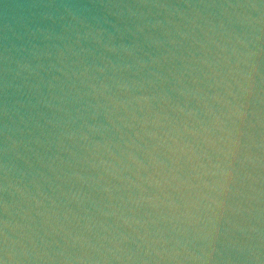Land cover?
<instances>
[{
  "label": "water",
  "instance_id": "95a60500",
  "mask_svg": "<svg viewBox=\"0 0 264 264\" xmlns=\"http://www.w3.org/2000/svg\"><path fill=\"white\" fill-rule=\"evenodd\" d=\"M38 2L40 0H0V30L6 9L10 15L17 17L31 15L40 10L22 7ZM95 2L180 5L179 11L190 13L187 4L202 0ZM231 2L241 3L244 7L235 10L240 13L239 18L229 25L235 29L234 47L231 48L232 75L215 99L198 92L185 97L179 90L184 85L177 77L183 79L181 73L184 76L191 73L193 78L201 75L204 80L201 87L209 94L214 93L215 89L208 87L214 81L204 78L199 69L203 67L211 75L212 69L205 61L210 63L212 57L222 60V54L218 55L212 46L178 35L177 24L181 31H191L190 27H184L185 22L179 14L172 16L169 9L155 7L94 9V15L101 23H94L92 32L100 37V42L89 36L76 47L77 50H88L81 52V56L89 63L94 62L106 69L95 74L120 97L115 101L113 120L122 131L109 123L103 114L104 109L100 110L96 119H92L91 112L86 110L89 122L99 127L98 132L89 133L93 138L90 152L69 140L59 148L53 143L51 146L33 144L34 151L30 152L22 149L28 161L17 159L15 163L27 175L21 180L20 173H15L16 182L28 184L32 193L38 195L36 185L32 183L35 179L56 203L53 205L51 200L39 195L38 198L44 200L42 205H37L35 201L29 203L18 193L13 195L14 188L10 189L7 198L9 204L15 206L10 208L9 219L13 223L19 222L21 227L31 225L48 241L50 251L62 250L65 237L75 240L77 248L69 247L73 255L81 254L79 249L89 250L90 245L104 243L113 247L111 238L121 233L128 237V246L135 248L132 241L151 230L152 221L161 211H182L193 200L202 204L201 226L218 229L221 241L225 239L223 232L228 222L243 223V218L248 217L245 208L253 207L252 215L264 220V195L259 203L251 199L257 195L252 191V185L264 189V168H255L254 160L241 167L237 159H243L247 154L248 149L244 145L252 143L241 135L242 132H254L258 142L264 136V127L249 129L244 123L248 119L255 123V118L250 111L245 115V110L252 107L249 103L252 97L239 86L243 83L247 87L246 78L251 76L264 88V8L253 7L260 0ZM171 11L176 12L177 9ZM246 13H251V16ZM157 22L162 23L157 27L151 26ZM65 42L59 39L46 42L43 51H51L52 57L44 55L39 60H33L34 65L43 63L44 68L40 69L39 75H33L30 82L40 83L45 95L49 92L47 82L51 80L59 84L53 77H62L61 73L46 69L52 63H59L55 59L58 54L56 45L63 47ZM125 46L134 50L125 52ZM110 47H116L118 51H110ZM253 64L258 73L249 71ZM113 65H116L115 70ZM161 76L167 79H161ZM117 82L127 83L128 88H118ZM184 83H189V80L185 79ZM87 99L96 103L92 97ZM260 107L264 108V104ZM40 111L46 117L54 115L51 108L42 106ZM216 112H220V118L216 117ZM199 120L205 123L211 120V129L201 127ZM41 123H45L44 118H41ZM44 131L55 134L58 129L49 125ZM36 134L41 135L39 131ZM41 138L53 140L54 135H43ZM237 139L240 143L236 142ZM84 143L80 141V145ZM251 151L264 155V147L253 146ZM129 152L130 157L127 155ZM250 172L252 175H249ZM256 175L261 177L260 183H255ZM3 196L4 193L0 192V200ZM2 216L3 209L0 207V220ZM103 237H109V240L104 241ZM202 237L203 234H200V238L195 235L192 238V244L197 249L208 242ZM213 246L220 245L214 243ZM56 264H62V261L58 259ZM112 264L120 262L113 261Z\"/></svg>",
  "mask_w": 264,
  "mask_h": 264
},
{
  "label": "clouds",
  "instance_id": "9594fccd",
  "mask_svg": "<svg viewBox=\"0 0 264 264\" xmlns=\"http://www.w3.org/2000/svg\"><path fill=\"white\" fill-rule=\"evenodd\" d=\"M98 7L106 9L126 7L129 10L145 7L169 9L170 15L179 14L185 22L184 27L191 29L190 32L181 31L180 25L177 24V33L180 37L197 39L204 45L212 46L218 55L222 54V60L212 57L210 63L205 61L208 68L212 69L211 75L205 68L199 69V73H202L204 78L214 81L208 87L214 88L215 92L209 94L201 87L204 83L201 75L193 78L191 73L186 76L181 73L183 79L177 77V80L184 85L179 90L185 97L198 92L202 96H211L215 99L220 89L228 84V77L232 75L231 48L234 47L235 29L230 28L229 25L234 24L235 19L239 18L240 13L235 10L243 8L244 5L233 3L231 0L228 2L202 0L199 3H188L187 9L191 10L190 13L179 11L180 5L111 2L97 4L95 0L90 2L40 0L38 3L22 7L39 9L38 13L20 17L10 15L6 9L3 27L0 30V96H2L0 192L4 193L0 200V207L3 209L2 220H0V264H56L58 259L62 261V264H112L113 261H119L120 264H264V220L252 215L254 209L251 206L244 209V212H248L249 215L243 218V223L228 222L223 232L225 237L223 241L217 234L218 229L201 226L202 204L193 200L182 211H161L157 219L152 221L151 230L132 241L135 248L128 246V237L121 233L118 237L111 238L110 243L113 247H108L104 243L90 245L89 250L79 249L81 254L77 255L69 251V247L77 248L75 240L65 237L62 250L50 251L48 241L31 225L21 227L19 222L13 223L9 219L10 208L15 206L10 205L7 198L10 189L14 188L15 192L12 194L18 193L29 203L35 201L37 205H42L44 200L39 199L38 195L51 200L53 205L56 203L55 199L48 196L43 191L42 185L37 184L35 179L32 183L36 185L38 195L32 193L28 184L16 182L15 173H20L21 180L27 175L20 171L15 163L17 159L28 161V158L22 154V149L30 152L34 151L31 147L33 144L51 146L53 143L59 148L65 144L66 140H69L90 152L89 145L93 142V138L89 133L98 132L99 127L89 122L86 110L91 112L92 119H96L100 115V110L104 109L103 114L109 123L118 131H122L113 120V114L116 112L115 101L120 97L112 92L111 86L105 80H100L95 74L97 71L103 73L106 69L94 62L89 63L85 57L81 56V52L88 50H77L76 47L82 41L88 40L89 36H94L93 24L101 23L93 11ZM253 7L264 8V0H260L259 4ZM171 9H177V11L173 12ZM132 14L135 15V13ZM246 15L251 16V13ZM161 23L157 22L151 26L157 27ZM81 29L86 31L82 32ZM73 36H75L74 41ZM53 39L66 42L63 47L56 45L58 54L55 59L59 63H52L46 70L59 72L62 77H53V80L59 81V84L51 80L47 82L49 92L45 95L40 83L30 81L33 75H39L40 69L44 68L43 63L34 65L33 60H39L44 55L52 57L53 53L44 52L43 46ZM94 39L100 42L99 36H94ZM171 42L175 43L176 40ZM48 46L51 47V45ZM105 47L109 46L105 45ZM130 49L134 50L131 47H124L125 52ZM109 50L118 51L116 47H110ZM141 63L147 62L141 61ZM213 65L216 67L213 68ZM236 67L240 66L236 65ZM113 69H116V65H113ZM249 71L259 72L255 64ZM160 78L167 79L164 76ZM232 78L235 79V77ZM185 79L189 80V83H184ZM246 79L248 86L245 87L243 83L239 86L242 91L252 97L249 102L252 107L245 110V115H248L250 111V115L255 118V123L251 119L244 123L249 129L264 127V108L260 107L264 104V88H261L253 77L249 76ZM117 87L125 90L128 84L117 82ZM229 90H231L230 84ZM88 97L94 98L96 103L93 104L87 99ZM42 106L53 109L54 115L46 117L44 112L40 111ZM206 115L208 116L207 113ZM215 115L220 118V112H216ZM41 118L45 119V123H41ZM120 119L123 120L124 117ZM198 123L201 127L209 129L212 127L211 120L207 123L199 120ZM49 125L58 129V132L46 134L44 130ZM37 131L41 135H37ZM43 135H54V139L44 140L41 138ZM241 135L252 142L244 145L248 151L243 159L237 157L241 167H246L249 160H254L255 168H264V155L251 151L253 146L264 147V136L258 142L254 132L245 131ZM80 141L85 143L80 145ZM236 142L240 143V140L237 139ZM127 155L130 157V152ZM249 175L252 173L250 172ZM254 180L255 183H260L261 177L256 175ZM251 187L252 191L257 193L251 199L259 203L260 197L264 195V189L256 188L254 185ZM39 214L43 215V213ZM253 220L256 222L253 223ZM200 234H203L202 239L208 242L197 249L192 244V238L194 235L200 238ZM103 240H109V237H103ZM214 243L220 246H213Z\"/></svg>",
  "mask_w": 264,
  "mask_h": 264
}]
</instances>
